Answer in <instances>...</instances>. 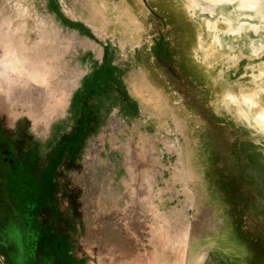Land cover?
<instances>
[{
    "label": "rangeland",
    "instance_id": "374dc122",
    "mask_svg": "<svg viewBox=\"0 0 264 264\" xmlns=\"http://www.w3.org/2000/svg\"><path fill=\"white\" fill-rule=\"evenodd\" d=\"M221 1L0 0V264H264V0Z\"/></svg>",
    "mask_w": 264,
    "mask_h": 264
},
{
    "label": "crops",
    "instance_id": "0c3cea01",
    "mask_svg": "<svg viewBox=\"0 0 264 264\" xmlns=\"http://www.w3.org/2000/svg\"><path fill=\"white\" fill-rule=\"evenodd\" d=\"M27 238L29 239V236H27ZM26 244H27V248L25 249L26 256L24 254V257H21L18 251L16 255L11 256V251L7 247L8 244L4 243L5 248L4 250H2L1 253H3L2 254L3 258L6 261L5 264H126V263L128 264L129 262V261L119 262L117 259L112 260L111 257L109 258V260L106 261L96 260L91 256H85L83 251L80 252L79 249L75 250L74 247L70 246L69 244H65L60 247H55L54 245L44 247L40 245V243L37 241L33 242V239H30L29 242L27 241ZM189 246L190 245H187V247ZM166 247H167L166 245L160 246V250L158 248L157 250H154V248L151 247V249L153 250H150L148 254L153 252L156 255H154L153 257H150L149 255L147 256L143 255L140 257V259L136 258V260H134L133 262L135 264H166V257H165L166 249L167 252L181 251L180 246L177 247L178 249L175 247L170 248V246L167 248ZM60 249H62L61 253L63 255H59ZM162 253L165 254L163 255ZM88 259L90 260L89 263L87 261Z\"/></svg>",
    "mask_w": 264,
    "mask_h": 264
},
{
    "label": "bare ground",
    "instance_id": "6f19581e",
    "mask_svg": "<svg viewBox=\"0 0 264 264\" xmlns=\"http://www.w3.org/2000/svg\"><path fill=\"white\" fill-rule=\"evenodd\" d=\"M222 1H224V4H226V3L233 4L234 1H239L238 2V9H241V8L242 9H244V8L249 9L253 5L254 0H227V1L222 0ZM7 70L8 69L5 66L4 62L0 61V84L4 85V82L9 84V83H11V81H14V76H11V74H9V72ZM14 92H15L14 94L19 93V96H20L19 99H26L28 96L27 94H24L23 91H21V89H18V88L14 89ZM23 94H24V96H23ZM8 96H11V95L9 94Z\"/></svg>",
    "mask_w": 264,
    "mask_h": 264
},
{
    "label": "water",
    "instance_id": "95a60500",
    "mask_svg": "<svg viewBox=\"0 0 264 264\" xmlns=\"http://www.w3.org/2000/svg\"><path fill=\"white\" fill-rule=\"evenodd\" d=\"M3 264V263H2Z\"/></svg>",
    "mask_w": 264,
    "mask_h": 264
}]
</instances>
